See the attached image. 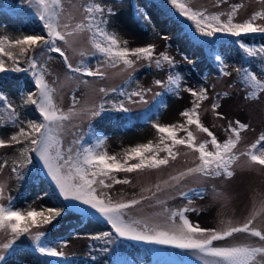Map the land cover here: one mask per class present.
I'll use <instances>...</instances> for the list:
<instances>
[{"label":"snow or ice","instance_id":"1","mask_svg":"<svg viewBox=\"0 0 264 264\" xmlns=\"http://www.w3.org/2000/svg\"><path fill=\"white\" fill-rule=\"evenodd\" d=\"M29 4L35 6L36 15L42 22L46 35L30 34L17 39L0 37V74L31 71L37 91L29 92L24 99V103L34 105L39 111L42 121H28L27 128L19 127V131L11 135L10 143L22 145L19 149L21 157L18 165L19 169L32 165L34 156L38 157L44 175L50 179L54 187L53 194L62 197L66 203L59 208L48 207L42 208L41 211L30 208L23 211L15 208L13 198L8 196L7 205L0 203V232L10 235L11 238L0 245V248L5 250L12 248L16 240L24 234H30L32 228L51 224L63 213L78 211L84 215H90L94 211L111 225L115 234L104 232L102 237H97V239L104 238L106 243H112L117 238H125L132 241H144L156 245H169L178 249L194 250L202 254L203 257L209 258L205 259L204 264H264V245L214 246V242L226 241L235 233H248L264 242V232L252 227L253 219H248L242 226H232L231 221L227 223L222 221L223 228L219 230L206 229L198 224H193L188 219L185 213L194 211V209L187 207L171 210L170 212L165 208L163 211L169 213L166 219L170 223L167 226L150 223L148 220L126 219L127 210L140 204L141 200L131 199L114 202L106 193H98L97 187L110 188L112 184L106 183V180H110L114 184L130 183L128 179H117L113 175L115 172L131 173L145 168L158 169L161 166L168 165L169 159L175 160L179 155L178 152L173 150L175 146L179 145L198 153L199 163L195 167H189L185 171L171 176L172 181L179 183L183 178L196 174L205 177L224 176L231 178L234 176L232 166L240 160L241 156L247 157L245 163L248 166H264V133L246 151L237 154L235 149L240 142L241 132L245 131L248 125L240 121H236V126L229 123L226 130L231 135L223 142H219L213 132L201 123L197 111L200 102L207 99L206 90L201 88L196 91L189 88L186 91L194 97L193 106L190 109H185L180 114L186 118V125H195L196 129L206 133L210 140L197 144L194 133L183 124L163 126L154 124L153 127L161 134L160 143L153 145L149 142L130 148L126 151L123 162L118 160L116 156L98 151L103 144L101 139H97L95 145L88 144L86 146L80 139H75L65 147L61 133L64 130L65 121L71 120L78 114L74 107L77 101L73 96V107L69 108L67 112L56 105L53 100V93L56 90L45 80L46 68L38 64L37 55H43L44 51L57 53L63 58V63L66 65L68 72L86 77L103 78L105 72L101 70L100 66L93 69L85 64L83 60L74 66L69 61L64 48L58 46L57 42L62 41L64 45L71 48L73 40L70 38L87 30L91 33L90 43L95 49L93 55L100 53L105 57L103 63L113 68L123 64L125 69L134 66L135 61L130 57H135L136 60L152 61L155 46L148 45L134 49L121 47V42L116 34L108 32L105 27L101 26L106 25L108 21L104 18V9L99 4L88 5L85 8L87 23L82 21L76 23L74 27L68 23H60L59 18L63 10L61 0H29ZM165 4L171 6L170 14L175 18L178 25L183 28L182 22H188L186 35L192 32L194 27L195 31L192 33L194 39L196 38L195 33H199L200 36L204 37H213L217 33H225L235 37L249 33L264 34V26L254 23L258 18L264 19V11L255 12L243 22H234V17L241 5H233L232 10L226 14H209L206 10L191 7V0H165ZM97 14L99 20H97ZM109 14H111V10H109ZM225 15L227 19H221ZM123 43L126 45L127 42L124 41ZM239 46L249 57L257 56L258 52L264 54V48L254 50L247 47L243 42H240ZM9 49H18V54H14ZM29 52H32L33 55L29 56ZM79 55L83 57L85 53L81 51ZM5 57L7 60H5ZM215 59L220 61L221 57L216 55ZM22 61L28 64L27 69L21 66ZM162 61L167 62L169 65L174 64L172 58L163 52L155 60L156 67H161ZM236 71L244 74L243 83L251 89L247 98L256 99L259 93L264 92V79L260 78L257 73L245 68H238ZM224 75H229V73L225 71ZM67 78L72 79L73 77L68 76ZM75 78L79 79V76ZM181 79L182 77L179 74L169 75L168 85L175 86L178 89ZM82 82L87 83L86 80ZM155 83L161 85L162 81L156 80ZM167 90L173 89L169 87ZM100 91L105 92L106 90L101 88ZM127 95L129 99L138 96L142 102L144 101L143 91H134ZM156 95L159 96L160 93ZM0 105H3L9 111V121L13 124L23 123L19 121L15 109L2 92H0ZM219 107L218 103L212 104L214 112ZM119 109L125 112L128 111L123 103L119 105ZM102 110L103 105H100V109L92 111L91 114L97 116ZM180 130L185 132V137L178 138V131ZM165 141L171 143H165ZM209 144H211L212 150L208 149ZM161 145L163 146L161 147ZM5 146H7L6 142L0 139V147ZM160 152H164L166 155L159 157ZM129 160H136L137 162L129 164ZM12 171L17 173V178L21 177L22 173L18 171L16 166L13 167ZM164 184L167 185L168 181H165ZM156 187L157 191L161 190L160 185ZM202 191L197 194H201ZM47 194L45 193V195ZM180 195L187 196L188 193L181 192ZM3 199H5L4 186L0 184V200ZM157 203L162 204L163 201L158 200ZM261 211H264V202H262ZM177 217L180 223H175ZM44 235L45 233L39 231L32 235L39 252L50 257L62 256L63 253L58 252L55 248L41 246V239ZM4 259L5 257L0 255V261Z\"/></svg>","mask_w":264,"mask_h":264},{"label":"rangeland","instance_id":"2","mask_svg":"<svg viewBox=\"0 0 264 264\" xmlns=\"http://www.w3.org/2000/svg\"><path fill=\"white\" fill-rule=\"evenodd\" d=\"M61 4L63 9L59 18L61 24L68 23L74 27L76 23L82 21L87 23L85 8L91 4H99L103 7L104 18L108 21L104 27L108 32H114L122 42L126 41V45L123 43L125 46L134 49L154 45L156 52L167 51L175 59L185 61L177 47L169 45V38L173 35L174 27L161 21L151 9L140 8L144 14L145 25H147L145 27L142 26L134 12L128 9L125 4L116 1L61 0ZM233 5H241L234 17V21L239 22L249 19L255 12L264 11V0H191V7L206 10L207 13L226 14L232 10ZM0 10L9 11L15 16L36 15L35 6H31L29 0L0 3ZM109 10H111V14H109ZM222 18L227 19V16H222ZM254 23L264 26V19L258 18ZM17 34L16 29L8 26L0 27V37L14 38ZM90 36L91 33L85 30L70 38L73 40L71 48L64 45L62 41L57 42L58 46L64 48L69 61L74 66L95 52L90 43ZM261 38V45L264 48V37ZM81 51L85 53L83 57L79 55ZM28 55H33V53L29 52ZM37 61L38 64L46 68L45 80L56 90L53 93V100L60 109L67 112L69 108L73 107V96L76 98L77 103L74 107L78 114L71 120L65 121V127L61 133L63 144L67 147L92 120L100 117V115L94 116L91 113L94 110H99L100 99L103 95L123 82L134 70L143 67L148 60H139L133 68L129 69H125L123 64L113 68L103 63L104 60H99L90 67L95 69L100 66L101 70L105 72L103 78H86L80 74L68 72L63 63V58L57 53L44 51L43 55H37ZM223 68L229 75L211 73L202 77L207 99L201 101L198 112L201 123L213 132L219 142H223L231 135L226 130L229 123L236 126V121H240L248 125V128L241 132L240 142L235 149L236 153L239 154L246 151L264 133V92L259 93L256 99L247 98L251 89L243 83L244 74L242 72L237 73L236 69H248L264 79V59L253 68L242 58L240 53L229 52L223 58ZM68 76L73 78L68 79ZM77 76L79 79L75 78ZM85 80L87 83L82 82ZM195 85L194 82L190 81L186 89H194ZM101 88L106 91L101 92ZM160 88L161 85H156L154 77H146L143 80L142 88L144 101L142 102L140 97L136 96L129 102L131 110L138 112L146 107ZM186 89L182 96L172 103L165 112L161 123L186 120L180 113L192 104L194 98ZM4 95L14 108L12 95L10 93H4ZM213 103L220 105L215 112L212 109ZM8 117L9 111L4 106H0V139H3L7 145L0 147V166H2L0 167V184L4 186L5 196V199L0 200V203L4 205L8 202L7 197H12L15 193L12 171L7 164V158L13 148V145L9 143L11 133L18 128L16 124L9 121ZM189 128L194 133L197 144L210 140V137L206 133L198 131L195 125H191ZM181 134L186 135L184 132ZM159 135L153 125L132 133L115 135L108 142V151L120 155L128 146L138 142L158 140ZM208 149L212 150L211 144L208 145ZM176 152L179 155L175 160L169 159L168 165L158 169L145 168L131 173H113L117 179H128L130 183L114 184L112 181L106 180V183H110L112 186L110 188L97 186L98 193H106L114 202L131 199L141 200L140 204L127 210L126 219L148 220L150 223L167 226L170 222L166 219L169 213L163 211L165 208L170 212L187 207L194 209V211H188L185 215L193 224H198L202 228L219 230L224 227L222 221L225 223L231 221L232 226H242L248 219H253L252 227L264 232V211H261L262 202H264V166H248L245 163L247 157L241 156L240 160L232 166L234 176L231 178L224 176L205 177L196 174L187 176L176 183L170 179L171 176L177 175L189 167H195L199 163L198 153L183 145L177 146ZM39 163L42 169L41 162L39 161ZM165 181H168L167 185L164 184ZM157 185H160L161 190L157 191ZM199 188H205L204 196L189 198L180 195L181 192L190 193L193 190H199ZM158 200L163 201V203H157ZM41 203L42 201L37 197H32L27 202L28 206L32 208L39 207ZM79 213L78 211H70L64 216V219L75 217ZM96 215L99 216L97 213ZM175 223H180L178 217L175 219ZM50 227L51 224L32 228L30 234L19 237L12 248L7 250L0 248V255L5 257L15 249L36 243L32 239V235L38 231L46 233ZM10 238V235L0 232V245L6 243ZM90 240L91 237L86 234L71 236L67 243L56 250L63 253L62 257L73 256L74 259H80L84 257ZM136 242L147 243L144 241ZM115 243L121 244L117 239L112 242V244ZM237 244L262 246L264 242L248 233H235L226 241L214 242V246L218 247ZM161 247L169 257L181 263L204 264L205 259H209L194 250L178 249L169 245H161ZM258 259L260 258L258 257Z\"/></svg>","mask_w":264,"mask_h":264},{"label":"trees","instance_id":"3","mask_svg":"<svg viewBox=\"0 0 264 264\" xmlns=\"http://www.w3.org/2000/svg\"><path fill=\"white\" fill-rule=\"evenodd\" d=\"M11 1L13 0H0V3ZM112 1L125 4L128 9L134 12L142 26L147 27L144 21V14L141 12L140 8L151 9L161 21L174 27L173 35L169 38V45H175L182 58L185 60H177L166 51L163 53H167L174 61V64L169 65L167 62L162 61L161 67L158 68L155 65V60L160 57V53L162 52L158 53L154 50L152 61L146 60L147 62L143 67L134 70L123 82L114 87L113 89H115V91L112 89L103 95L99 103V109L100 105H103V110L100 111L99 114L100 117L92 120L84 130L74 138V140L80 139L85 146L88 144L95 145L97 139H101L103 144L98 151L106 152L110 156H116L121 162L124 161L125 153L130 148L149 142L156 145L160 143V138L158 140L138 142L128 146L120 155H117L108 151V142L111 137L132 133L154 124H160L162 126L183 124L189 128V126L186 125V120L161 123V119L171 104L182 96L183 91L188 88V83L190 81L196 84L194 90L199 91L201 88L206 90L202 77L208 76L211 73L222 75L225 71L223 68V58L227 53H240L242 58L253 68L264 59V54L259 52L257 56L249 57L239 46L240 42H243L247 47L254 50L262 49L261 37H264L262 33L242 34L240 37L225 33H217L213 37H204L200 36L199 33H195L196 38L194 39L192 37V33L195 31L194 27L192 32L186 35L185 32L188 22H182L183 28L181 25H178L175 22V18L170 14L169 10L171 6L166 5L165 0ZM221 19L223 18L221 17ZM97 20H99L98 14ZM7 26L18 31V34L10 39L22 38L24 35L30 34L46 35L42 22L39 20L38 16L34 14L15 16L9 11L0 10V27ZM101 26L104 27L105 25ZM117 38L121 42V47L129 48L123 44L118 36ZM9 50L13 51L14 54H18V49ZM216 55L221 57L220 61L215 59ZM130 59L135 61L134 65L139 61L136 60L135 57H130ZM5 60H7L6 57ZM99 60H105V57L100 53H96L83 60V62L91 66ZM21 66L25 69L28 68V64L23 61ZM175 74H179L182 77L178 89H176L175 86L168 85V76ZM148 76L154 77L155 81H162L161 88L158 91L160 95H155L150 103L142 110L133 112L129 102L136 96L129 99L127 94L134 91H142L143 80ZM169 87H172L173 90H167ZM36 91L37 89L35 88L31 71L0 74V92L3 94L10 93L12 95L15 112L19 117V121L23 122H18L16 124L18 128L16 131H13L11 135L17 133L19 127L27 128L28 121H42V117L37 108L34 105L24 103L27 94ZM121 103H123L128 111L125 112L119 109ZM192 106L193 102L186 109H190ZM182 132L184 131H178V138L185 137V135L181 134ZM165 143L171 142L165 141ZM10 144L13 145V148L8 154L7 164L11 171L13 167L16 166L18 171L22 173L21 177L17 178V173L12 171V178L15 185V193L12 196L14 207L23 211H27L30 208L41 211L42 208L62 207L66 202L63 201L62 197L53 194L54 187L50 179L44 175L37 157L33 154L34 163L28 165L27 168L19 169L18 165L21 160L19 149L22 145L15 143ZM162 146L163 145H161V147ZM176 148L177 146H175L173 150L176 151ZM165 155L166 153L164 152L159 153V157H164ZM136 162V160L128 161L129 164ZM201 190H203L202 193L197 194L200 193ZM45 193L48 194L45 195ZM204 195L205 188H199L197 191L188 193L187 196L192 198ZM32 197H37L42 201L39 207L32 208L28 206L27 202ZM7 203L5 205H7ZM68 213L69 212L63 213L61 217H58L51 223L50 229L41 239V246L58 249L60 246L67 243L71 236L86 234L91 237V240L84 257L74 259L73 256H46L41 254L36 243H33L30 246H24L13 250L5 256L3 261H0V264H184L178 263L169 257L165 251L162 250L160 245L133 244L121 238H117L121 244L106 243L104 238L97 239V237H102L104 232H113L111 225L106 221L97 217L93 212L90 215H84L80 212L75 217L64 219V216ZM113 235H115L114 232Z\"/></svg>","mask_w":264,"mask_h":264}]
</instances>
